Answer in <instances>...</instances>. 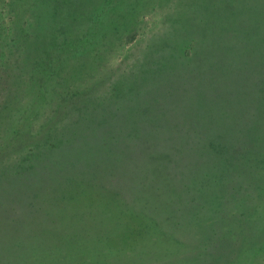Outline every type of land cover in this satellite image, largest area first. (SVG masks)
Masks as SVG:
<instances>
[{
	"label": "rangeland",
	"instance_id": "1",
	"mask_svg": "<svg viewBox=\"0 0 264 264\" xmlns=\"http://www.w3.org/2000/svg\"><path fill=\"white\" fill-rule=\"evenodd\" d=\"M0 264H264V0H0Z\"/></svg>",
	"mask_w": 264,
	"mask_h": 264
},
{
	"label": "trees",
	"instance_id": "2",
	"mask_svg": "<svg viewBox=\"0 0 264 264\" xmlns=\"http://www.w3.org/2000/svg\"><path fill=\"white\" fill-rule=\"evenodd\" d=\"M54 5V4H53ZM47 6H49V3H47ZM55 9H57V8H55Z\"/></svg>",
	"mask_w": 264,
	"mask_h": 264
}]
</instances>
